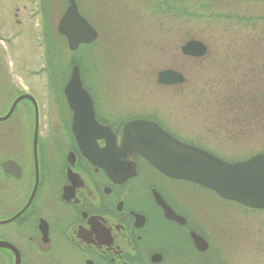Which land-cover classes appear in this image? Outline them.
<instances>
[{"label": "flooded vegetation", "instance_id": "af4514ba", "mask_svg": "<svg viewBox=\"0 0 264 264\" xmlns=\"http://www.w3.org/2000/svg\"><path fill=\"white\" fill-rule=\"evenodd\" d=\"M20 1L8 0L5 12L16 21L10 17L4 22L10 20L9 25L24 34L28 6L16 8ZM35 1L45 14V0ZM75 1L81 12L80 0ZM183 1L107 0V6L111 11L130 8L147 17L161 14L170 19L175 3ZM94 80L99 81L92 78L86 84L92 89L97 120L113 130L119 144L123 126L142 118L155 120L192 143L170 128L172 110L162 111L159 119L109 110L105 88L97 95ZM21 85L10 63L0 57V264L264 260V208L226 200L199 185L170 178L140 155L107 170V138L90 137L93 154H84L86 149L73 133L74 115L63 89L48 90L49 105L48 94ZM253 219H263L255 231Z\"/></svg>", "mask_w": 264, "mask_h": 264}, {"label": "rangeland", "instance_id": "374dc122", "mask_svg": "<svg viewBox=\"0 0 264 264\" xmlns=\"http://www.w3.org/2000/svg\"><path fill=\"white\" fill-rule=\"evenodd\" d=\"M25 1L21 0L16 7L28 6L25 11L28 29L22 34L9 25L14 17L10 18L5 12L8 0H0V37L3 38L0 57L10 63L19 86L22 84L40 95L48 94L49 105L52 103L48 90H62L73 66L78 64L84 69L82 76L87 84L92 78L99 79L94 80L92 87L97 89V95L99 89L105 88L109 110L121 109L127 115H137L156 113L154 109L158 108L155 115L159 117L162 111L172 110L173 121L169 126L174 132L231 161L264 152V119L255 121L250 117L251 120L246 121L242 113L233 111L228 116L225 110L224 123L215 122L212 120L215 110L208 112L209 104L205 109L199 99L200 91L211 99L216 98L218 92L223 97L230 94L229 88H225L226 81L250 84L247 81L252 77L240 78L248 71L236 68L235 64L243 57L255 59L250 47L261 46V51L264 50V0H184L180 5L175 3V13L170 19L161 14L147 17L130 8L111 11L107 0H80L81 13L99 36L93 44L75 53L57 33L67 1L45 0L43 27L49 38V56L45 55L41 44L43 29L36 11L37 2ZM4 18L10 20L4 22ZM192 38L208 47L206 60H203L205 67L181 54V47ZM55 64L59 66L58 74L46 78L42 68L46 65L53 68ZM170 69L185 73L186 83L172 89L160 85L159 72ZM31 72L34 75L29 76ZM209 85L215 87L211 89ZM250 106L258 105L250 103ZM219 109L223 112V108ZM262 220L253 219L254 231ZM263 262V257H256L252 264Z\"/></svg>", "mask_w": 264, "mask_h": 264}, {"label": "water", "instance_id": "95a60500", "mask_svg": "<svg viewBox=\"0 0 264 264\" xmlns=\"http://www.w3.org/2000/svg\"><path fill=\"white\" fill-rule=\"evenodd\" d=\"M69 3L58 25V32L67 38L69 49L75 51L81 44L93 43L98 38V32L80 14L75 0H69ZM183 52L201 57L207 48L201 42L190 41L183 47ZM183 81V75L176 71L167 70L159 74L162 84L172 85ZM65 95L74 112L73 130L76 137L83 139L101 135L104 138L107 135L108 169L119 161L141 154L172 178L190 180L227 199L264 208V154L245 161L227 162L208 151L178 141L158 124L148 120L126 124L121 131V144L118 145L112 129L99 124L96 119L93 101L83 86L79 66L73 68ZM86 155L90 157L91 154L86 150Z\"/></svg>", "mask_w": 264, "mask_h": 264}, {"label": "trees", "instance_id": "16d2710c", "mask_svg": "<svg viewBox=\"0 0 264 264\" xmlns=\"http://www.w3.org/2000/svg\"><path fill=\"white\" fill-rule=\"evenodd\" d=\"M178 10L179 8L177 7V12ZM194 11L195 10L192 12ZM197 16L201 17L199 15ZM250 51L254 54L253 56L255 59H247L246 57H243L238 59L235 64L236 68H244L248 71L247 75L241 76L240 78L245 76L252 77V79L250 78L251 80L247 81V83H250L249 85H239L237 81L233 82L232 80L231 82L226 81L225 88H229L230 94L223 97L221 93L218 92L217 97L213 99L208 98V94L200 91V89L196 90L200 91L201 98L199 99L201 101V105L205 108L209 104V106H207L208 112L212 113L211 109L215 110V116L212 118L215 122L219 121L224 123L225 120H223V113H226L225 110L228 111V116L229 113L233 111L242 113L246 121L251 120V118L255 121L264 119V50L262 52L261 46H256L250 47ZM48 53H50V48H48L47 43V54ZM203 60L206 59H202L199 62H201L203 67H205ZM51 72L56 76L59 72V66L55 64L54 67L51 68ZM208 87L212 89L213 85H209ZM250 103H255L258 106L251 107ZM219 107L223 108V112L220 111Z\"/></svg>", "mask_w": 264, "mask_h": 264}]
</instances>
